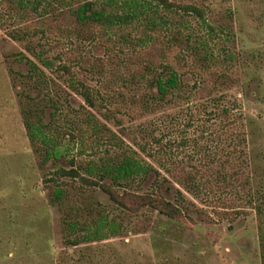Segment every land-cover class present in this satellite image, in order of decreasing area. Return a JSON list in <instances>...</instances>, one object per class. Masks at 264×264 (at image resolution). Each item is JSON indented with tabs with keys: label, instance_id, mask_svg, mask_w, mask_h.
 I'll list each match as a JSON object with an SVG mask.
<instances>
[{
	"label": "trees",
	"instance_id": "1",
	"mask_svg": "<svg viewBox=\"0 0 264 264\" xmlns=\"http://www.w3.org/2000/svg\"><path fill=\"white\" fill-rule=\"evenodd\" d=\"M0 7L19 25L8 33L12 40L29 41L53 29L74 49L67 62L56 65L44 57L48 50L43 46H27V51L45 68L64 78L70 91L65 102L80 99L79 108L65 115L76 114L78 119L63 129L56 126L57 118L62 116L61 99L51 91L41 96L48 79L34 63L20 57L28 64L23 77L32 82L34 94L28 95L26 82H21L23 89L18 95L25 96L28 103H22L20 113L27 137L39 155V168H51L43 179L50 204L63 202L66 180H78L84 186L99 187L110 202L129 215L147 210L176 223L193 222L187 208L164 195L120 193L114 187L137 178L146 182L157 171L138 153L154 158L164 150L171 151L176 142L169 139L161 145L167 134L156 137V127L145 134L148 141L135 144L137 149L133 150L124 143L133 130L125 123L132 125L164 106L198 104L208 112L206 119L199 121L200 137L193 139V149L199 157L196 165H190L191 173L186 172L183 162L172 163L175 171L182 174V179L176 181L188 187H248L241 199L246 198L255 211L264 264V184L251 188L254 178L246 150L244 117L233 113V103L225 104L229 90L240 82L232 73L237 53L232 51L235 32L231 11L208 18L204 0H1ZM26 23L44 29L29 31L31 26ZM189 126L187 123L186 128ZM100 144L108 148L104 157L89 163L81 165L71 154L75 146L77 154L82 155ZM65 228L70 234L83 232L81 239L68 241V245L78 247L82 241L106 239L109 233L117 232L118 225L100 213L90 225L70 220L65 221Z\"/></svg>",
	"mask_w": 264,
	"mask_h": 264
},
{
	"label": "rangeland",
	"instance_id": "2",
	"mask_svg": "<svg viewBox=\"0 0 264 264\" xmlns=\"http://www.w3.org/2000/svg\"><path fill=\"white\" fill-rule=\"evenodd\" d=\"M204 5L208 18L228 10L232 13L235 32L232 51L237 53L232 73L240 82L229 90L225 104L233 103V113L244 117L253 190L264 184V0H204ZM3 10L0 7V264H262L255 211L246 198L241 199L248 187H188L176 181L182 179V174L175 171L172 163L183 162L186 172L190 173L193 172L190 165L197 164L199 156L193 149V139L200 137L199 121L208 115L198 104L164 106L132 125L125 123L133 130L131 138L124 139V143L133 150L137 149L135 144L147 142L145 134L156 127V137L167 134L161 145L169 139L176 142L171 151L164 150L154 158L138 153L157 171L146 182L137 178L114 187L120 193L164 195L183 209L187 208L193 222L176 223L147 210L129 215L110 202L99 187L84 186L78 180H66L67 194L63 202L50 204L43 179L46 170L51 168H39V155L27 137L20 113L22 103H28L25 96L18 95L28 70V64L20 57L34 63L48 79L41 96L51 91V95L61 99L62 116L57 118L56 126L63 129L78 119L76 114L65 115L70 109L79 108L80 99L74 97L71 103H66L70 91L64 78L45 68L27 51V46H43L48 50L44 57L54 60L56 65L67 62L74 49L53 33V29L29 41L12 40L8 33L19 25ZM30 26L29 31L44 29L33 23ZM25 84V92L34 96L32 82ZM105 149H108L105 144H100L79 155L75 146L71 154L83 165L104 157ZM100 213L117 222V232L109 233L102 241H82L78 247L68 245V241L81 239L84 234H70L65 221L90 225Z\"/></svg>",
	"mask_w": 264,
	"mask_h": 264
}]
</instances>
